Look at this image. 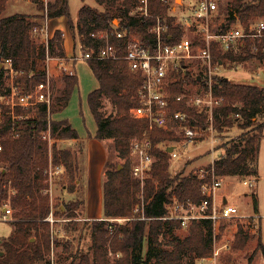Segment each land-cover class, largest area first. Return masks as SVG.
Listing matches in <instances>:
<instances>
[{
	"label": "trees",
	"instance_id": "trees-1",
	"mask_svg": "<svg viewBox=\"0 0 264 264\" xmlns=\"http://www.w3.org/2000/svg\"><path fill=\"white\" fill-rule=\"evenodd\" d=\"M8 1L0 0V14ZM32 1L46 12L0 16V95L10 89L12 82L20 91L28 92L46 81L48 52L53 56L66 57L61 30H56L47 43L38 41V35L33 34L35 27H44L46 17L66 16L71 30L74 32L77 28L80 49H97L101 41L92 33L111 31L117 27L127 31L128 36H139L153 50L155 32L151 28L158 16L169 27L164 33L166 42L176 43L184 34L180 26L172 24L175 18L169 15L170 5L166 0H149L150 17L131 14L132 8L140 0H123L122 6L117 5V0H95L100 5H106L105 9L84 4L78 12L76 27L69 0H49L47 8L45 0ZM229 10L227 24L234 23L238 18L248 27L251 22L264 19V0H231ZM115 17H120V24L113 23ZM113 41L120 42L116 39ZM254 45L255 51L252 49ZM212 52L214 61H243L254 57L264 63V39L248 41L236 53L222 52L217 45H214ZM7 59L12 61L17 71L13 79L5 64ZM87 61L98 81V87L88 96L97 125L94 137L104 142L112 139L117 157L125 162L120 167L106 161L103 182L105 219L91 222L92 251L81 255L77 264H197L198 259L212 256L214 227L211 220L193 221L187 234L181 236L177 232L182 228L180 221L164 218L167 215L166 206L173 198L195 202L202 199L200 189L203 180L193 172L173 175L170 171L171 154L162 147L169 141L180 140L182 134L175 130L150 128L147 119L130 115V109L141 104L139 89L144 77L140 72L131 70L125 60ZM198 75H201V79ZM62 80L63 93L56 96L50 110L46 103H41L28 109L17 107L15 118L6 112L2 115L0 162L4 170L0 172V207L10 202L13 232L0 238V264H51V227L45 220L52 208L50 195L46 193L49 188L50 145L42 135L50 127L54 139L80 137L68 119L51 118L56 104H68L79 83L77 74L64 73ZM197 82L203 83L202 72L181 75L171 87L170 106L172 110L187 111L192 123L204 127L209 123V115L188 106L186 99L177 101L175 98L183 91L185 83ZM215 84L216 96L223 97L221 105L213 110L215 129L224 131L236 125L242 129V133L227 143L225 152L207 170L219 176H257L264 128V87L234 83L224 75L217 76ZM103 97H108L115 106V116L104 115L101 109ZM4 109L8 111L9 107ZM135 138L148 139L155 157L151 175L145 180L143 188L141 181L132 174L131 145ZM51 153L52 162L62 164L66 169L70 178L68 189L75 190V181L80 177L77 155L70 149L59 148L56 142L52 145ZM208 180H211L210 175ZM143 202L144 219L135 213L136 206ZM80 203V200L67 203L64 205L66 211L62 212L60 207L55 213L75 217L73 210ZM253 204L257 214L258 200L255 194ZM115 217L136 218L117 225L108 220ZM250 225L245 229V225L239 224L232 247L234 251L245 249L253 240ZM111 226L113 232L110 231ZM66 229L69 230L68 227ZM258 233L256 250L264 253L260 229ZM64 250L69 251V246L65 245ZM110 251L121 256L111 261Z\"/></svg>",
	"mask_w": 264,
	"mask_h": 264
},
{
	"label": "built area",
	"instance_id": "built-area-1",
	"mask_svg": "<svg viewBox=\"0 0 264 264\" xmlns=\"http://www.w3.org/2000/svg\"><path fill=\"white\" fill-rule=\"evenodd\" d=\"M48 2V1H47ZM47 2L46 8H47ZM140 4L135 6L131 14L139 16L150 17L149 0H140ZM219 11L218 0H197L195 7L191 14H184L183 18H176L172 24L180 26L184 34L176 43H168L164 39V33L168 30V24L163 22V19L156 17V23L152 29L155 32V40L152 45L153 50L139 37L134 34L127 35V31L113 27L111 31H99L92 33V36L98 38L101 43L97 49L86 48L80 49V54H73L70 59L72 61H79L81 59L90 60H125L129 68L133 71L140 72L144 77L143 85L139 89V96L141 104L130 109V115L134 118H145L149 121L150 128L158 127L164 130H175L178 134H182L180 140H176L177 144L187 145L200 140L206 133L207 129L215 128L213 123V110L216 106L221 105L223 97L216 96L215 79L220 74V69L229 66V61L217 60L214 61L213 47L217 45L222 52L234 51L235 53L241 46H245L248 41H261L264 39V19L251 22L248 27H245L237 18V21L227 24V21L216 23L215 14ZM46 12V10L44 11ZM48 18H45V25L43 28L35 27L33 34L39 35L40 30H46V40L48 42ZM113 39L120 41L115 43ZM256 50L255 45L252 47ZM67 58L62 56H53L47 53V80L39 83L28 92H22L13 82L10 84V89L0 95V121L3 113L11 114L14 118L17 107L33 108L41 103H46L49 110L52 104V81L49 74L50 63L56 60L63 64ZM198 63L203 74V86L199 91L192 92L190 84L183 85V91L175 98L177 101L186 99L188 106L195 107L198 112H205L209 115L206 126L200 127L198 124L192 123L189 113L185 110H172L170 106L171 87L172 85L185 73H192L189 66L190 63ZM6 66L11 79L17 74L14 69L12 61L6 60ZM238 63H234L232 68L236 69ZM201 79V78H200ZM4 107H9L5 111ZM52 116V115H51ZM52 118V117H51ZM43 139L49 141L52 145V136L50 127L45 130L42 135ZM165 144L163 147L171 158L179 157L178 145ZM172 146L173 150L168 151ZM2 145L0 144V151ZM131 155L133 156V177L140 180L142 188L145 180L150 177L151 169L155 161L154 155L151 153V142L148 139H137L132 141ZM4 170L3 164L0 162V172ZM65 171L62 164H54L52 162V153L50 151V164L48 169V183L49 188L46 193L51 197V211L45 219L50 223L51 227V253L53 254L55 246V235L57 230L55 228L58 218H55L53 207V182L57 176H60ZM203 180L201 184L202 199L200 202H195L190 199L186 201H179L173 198L167 204L166 219L178 220L181 226L188 228L193 221L209 219L214 227L213 240V254L215 257L219 256L221 251L229 250L232 247L235 235L238 231L239 224L244 217L241 209L228 201L227 196L218 195L224 183V176H219L210 173L208 170L200 169L195 172ZM211 180H208V176ZM257 177L254 175L247 176L243 179V183L248 187L255 189ZM143 193V191H142ZM144 202L136 207V211H142L139 218L144 219ZM142 215V216H141ZM249 216V224L252 231L258 232L260 229V222L257 217ZM13 209L10 202L4 203L0 207V220H12ZM261 217V216H260ZM136 217H117L110 218L113 224L114 221H127ZM70 219V218H69ZM240 220V221H238ZM229 221H238L235 229L229 233L223 232L222 225ZM113 226V225H112ZM111 226L110 231L113 232ZM220 243V245H218ZM110 254H113L110 251ZM119 255V254H117ZM207 258H202V261ZM51 264H55L53 257Z\"/></svg>",
	"mask_w": 264,
	"mask_h": 264
},
{
	"label": "rangeland",
	"instance_id": "rangeland-1",
	"mask_svg": "<svg viewBox=\"0 0 264 264\" xmlns=\"http://www.w3.org/2000/svg\"><path fill=\"white\" fill-rule=\"evenodd\" d=\"M166 1L170 6H176V11L171 10L169 14L175 15V17L177 16L176 18L178 19L183 18V16H185L184 14H191V11L193 10L197 2V0ZM229 2H231V0H218L219 11L215 14V20L217 21L216 23L227 21L230 13ZM140 3L141 2L139 1L138 4ZM69 4L75 27L77 21L74 18H77V14L81 5L87 4L91 6H97L100 10H104L106 7V5L98 4L95 0H69ZM117 5L122 6L123 0H117ZM16 11L17 10H15L13 4L9 3L4 15H11ZM21 11L27 12L28 8H24V10ZM41 13H44V11H41ZM120 20V17H115L113 19V23L115 25H118L120 24ZM76 29H74V32L71 30L74 39V54H80V39ZM49 34L50 35L48 36L49 38H51L53 34L51 35V32ZM46 35V30H40L37 38L38 41L45 42ZM67 41L68 44H70L69 38ZM56 62L53 61L50 64V66L52 67L51 72L53 74L57 73L58 65L56 64ZM69 62L73 66L75 65L74 68L76 70V74L78 75L79 83L74 90L69 103L65 106H62L63 104L61 103L56 104V111L52 113L51 117L53 119H68L73 127L78 131L80 137L86 139L91 135L94 136L97 128L95 118L92 115L89 107L88 96L93 89H96L98 87V81L93 74L87 60L81 59L79 61H72L69 59ZM229 63V66L220 69V74L226 76L234 83L250 84L264 87L263 62L259 61L257 58L252 57L243 61H229ZM234 63H238V67L236 69L232 68V66H234ZM189 66L191 67L193 74L201 72V67L200 65H198L196 60L190 63ZM64 70L65 69H62V71L60 72V77H58L57 79L54 78L53 75L51 76L53 78L54 86V92L52 93V104H54L56 96H59L63 93L64 82L62 80V73H65ZM188 84H190L189 89L192 92L199 91L203 86L201 82ZM102 101L103 104L101 109L104 115L107 117L115 116L116 108L112 104L111 100L108 97H103ZM241 133L242 129H240L236 125L234 127H231L230 129H225L224 131H218L215 128H209L200 140H197L194 143L187 145L186 147L182 146V144H177L176 140L167 142V144L170 145L177 144L179 147L177 151L179 153V157L171 158L170 161L171 173L173 175L179 173L186 175L191 172L195 174V172H199L200 169L203 168L207 170L209 166L213 164L214 160L225 152V146L227 145V143L230 142L233 138L238 137ZM52 139V145L56 142L59 148H61L60 146H65V144H68L67 142H58L57 139ZM104 144L108 149V160L110 161V163H116L121 167L125 161L117 157L112 139H107ZM52 145L50 146V151H52ZM164 146L165 145H162V147ZM75 147L77 148V150H79L81 147V150H83V143L79 142ZM131 158H133L132 155ZM224 177V183L221 189L218 191V195H227L228 201L238 206L241 209L242 214H244V217L242 218V221L240 223L238 222L240 220H238L229 221L223 224L221 233L226 232L230 234V231H232V229H235V225L237 222V224L245 225V229L249 227V220H252V218H249V216H254L256 212L253 204V194H255L258 200L257 217L260 222V236L264 244V128L261 139L258 161V174L256 176L257 181L255 189H252L243 183L244 177ZM65 184H70V178L66 170L64 171V174L57 176L53 182L52 198L54 215L55 218H58V222H56L55 224L57 233L55 235L54 251L53 254L50 252L49 258L51 261V258L53 257L55 264H77L82 254L91 253L92 251L91 225L83 224L81 221H77L74 218L69 219L70 217H67L65 214L56 215L55 212L58 211L60 204H67V201H65L60 195V188H62ZM138 206L139 205H137L136 207ZM61 211L63 212L66 210L65 208H61ZM73 211L75 212V214H77L76 209ZM135 213L140 215L142 211L140 210L137 212L135 208ZM69 222H71V224H69ZM114 222V224L119 225L124 224L127 221L122 220ZM251 226L252 225H250V227ZM66 227H68L69 230H67ZM188 228L182 227L181 229L177 230V232L179 233V235L185 236L187 234ZM12 232L13 227L11 222L0 220V238L7 237ZM250 232L251 235L254 236V238L249 242L245 249L241 251H234L232 249V244V247L229 250L221 251L220 255L217 257L212 254V256L203 261L201 258L199 264H264L263 251L256 250L259 233L252 230H250ZM57 241L59 242V244H57ZM65 245L69 246V251L64 250ZM218 245H220V243H218ZM144 252H146V247ZM109 256L111 261H114V259L119 258L121 254L119 253V255H117L115 253H109Z\"/></svg>",
	"mask_w": 264,
	"mask_h": 264
},
{
	"label": "crops",
	"instance_id": "crops-1",
	"mask_svg": "<svg viewBox=\"0 0 264 264\" xmlns=\"http://www.w3.org/2000/svg\"><path fill=\"white\" fill-rule=\"evenodd\" d=\"M45 1L47 2L49 0H45ZM9 3H12L15 10H17L16 12H13L11 15L14 14L36 15L41 13V10L32 0H9L6 4L5 10L3 11L2 14H0V16H9V15H4ZM82 6L83 5H81V7ZM24 8H28V11L22 12L21 10H24ZM175 9L176 6L175 7L170 6L169 12L171 10L176 11ZM74 19L77 20V18ZM47 27H48V33L51 32V35L52 34L54 35L56 30H61L63 32L64 48L66 51V58H67L63 64H60L56 62V60H53L58 65V69H57V73L53 74L51 72L52 67L50 66L49 68L50 77L53 75V77L57 79L58 77H60V72L62 71V69H65L64 71L67 74H76V70L74 68L75 65L73 66L69 62L70 57L74 54L75 51H74L73 34L71 28L69 27L67 17L60 16V17L51 18L48 20ZM68 38L70 39V44H68L67 41ZM199 73L200 72H197V74ZM197 74H193V75H197ZM198 78L200 79L201 75H198ZM51 81L54 92L52 77H51ZM57 140L58 142L62 141L68 143L65 144V146H60V147L72 150L77 155L78 163L80 166V174H79L80 177H78L75 181V183L77 184L76 189L73 191L69 190L67 187L68 185L66 184L62 188H60V195L65 201H67V203L75 202L78 200L81 201L79 207L76 209L78 215L76 214L75 217H70V219L74 218L75 220L81 221L83 224L86 225H91V222L95 220L105 219L104 206H103L104 203L103 182H104L105 164L106 161L108 160V149L105 146L104 142L97 139L93 135L87 137L86 139L79 137L78 139H57ZM79 142L83 143V150H81V147L79 150H77V148L75 147L76 145H78ZM60 207L63 209L65 208L64 204L62 203L60 204L59 208ZM66 216L68 217V215ZM91 233H92V229H91ZM199 263H200V259L197 260V264Z\"/></svg>",
	"mask_w": 264,
	"mask_h": 264
},
{
	"label": "water",
	"instance_id": "water-1",
	"mask_svg": "<svg viewBox=\"0 0 264 264\" xmlns=\"http://www.w3.org/2000/svg\"><path fill=\"white\" fill-rule=\"evenodd\" d=\"M172 149H173V147L170 146V147L168 148V151L170 152V151H172Z\"/></svg>",
	"mask_w": 264,
	"mask_h": 264
}]
</instances>
